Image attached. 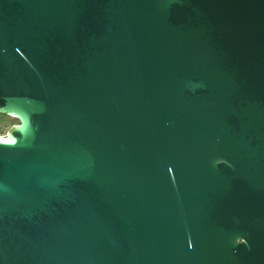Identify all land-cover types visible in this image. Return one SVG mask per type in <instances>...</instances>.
<instances>
[{
  "label": "water",
  "instance_id": "obj_1",
  "mask_svg": "<svg viewBox=\"0 0 264 264\" xmlns=\"http://www.w3.org/2000/svg\"><path fill=\"white\" fill-rule=\"evenodd\" d=\"M0 264H264V0H0Z\"/></svg>",
  "mask_w": 264,
  "mask_h": 264
},
{
  "label": "rangeland",
  "instance_id": "obj_2",
  "mask_svg": "<svg viewBox=\"0 0 264 264\" xmlns=\"http://www.w3.org/2000/svg\"><path fill=\"white\" fill-rule=\"evenodd\" d=\"M14 125H18V121L11 117L0 115V127H12Z\"/></svg>",
  "mask_w": 264,
  "mask_h": 264
}]
</instances>
